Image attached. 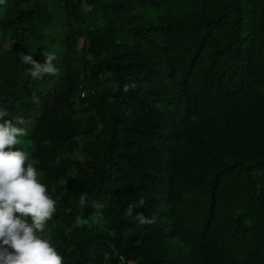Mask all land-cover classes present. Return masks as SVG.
Returning <instances> with one entry per match:
<instances>
[{"label":"trees","instance_id":"16d2710c","mask_svg":"<svg viewBox=\"0 0 264 264\" xmlns=\"http://www.w3.org/2000/svg\"><path fill=\"white\" fill-rule=\"evenodd\" d=\"M0 108L64 264H264V0H5Z\"/></svg>","mask_w":264,"mask_h":264},{"label":"clouds","instance_id":"9594fccd","mask_svg":"<svg viewBox=\"0 0 264 264\" xmlns=\"http://www.w3.org/2000/svg\"><path fill=\"white\" fill-rule=\"evenodd\" d=\"M4 3L5 0H0V4ZM55 60L54 54H49L43 63L35 61L33 55L20 54V62L29 66L28 74L33 80L56 75ZM124 91H129L128 85ZM34 102L39 103V99L34 97ZM7 115V110L0 108V120ZM22 123V120L13 123L11 119L0 123V264H64L56 248L39 235L53 219L56 201L49 195L47 186L40 182L37 168L28 162V154L13 150L20 142L18 138L26 135V129L18 126ZM145 203L144 198H140L125 209V215L134 217L138 226H149L156 221L155 217L136 211ZM89 204L99 215L103 205L88 201L87 194L82 193L80 207ZM80 223L87 225L88 221L84 219Z\"/></svg>","mask_w":264,"mask_h":264},{"label":"rangeland","instance_id":"374dc122","mask_svg":"<svg viewBox=\"0 0 264 264\" xmlns=\"http://www.w3.org/2000/svg\"><path fill=\"white\" fill-rule=\"evenodd\" d=\"M8 46V45H7ZM84 83L88 86L92 85L87 80L84 81ZM72 159L77 160L79 162L84 161V157L81 150H76L74 154L72 155ZM32 163V162H31ZM33 164V163H32ZM40 176V173L38 172V177Z\"/></svg>","mask_w":264,"mask_h":264},{"label":"built area","instance_id":"2783aa9c","mask_svg":"<svg viewBox=\"0 0 264 264\" xmlns=\"http://www.w3.org/2000/svg\"><path fill=\"white\" fill-rule=\"evenodd\" d=\"M86 90H81V97H85ZM107 264H134V261H126L124 257L118 256L116 263H107Z\"/></svg>","mask_w":264,"mask_h":264}]
</instances>
